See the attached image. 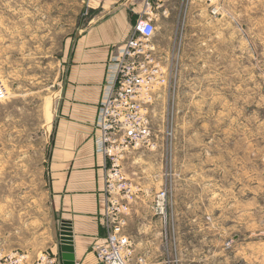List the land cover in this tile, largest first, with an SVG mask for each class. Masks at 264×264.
I'll return each instance as SVG.
<instances>
[{
  "label": "rangeland",
  "instance_id": "rangeland-1",
  "mask_svg": "<svg viewBox=\"0 0 264 264\" xmlns=\"http://www.w3.org/2000/svg\"><path fill=\"white\" fill-rule=\"evenodd\" d=\"M197 1L212 19L180 28L216 32L155 35L168 81L152 91L150 144L124 161L129 211L116 217L145 264L162 251L167 264H264V0ZM96 14L88 0H0V259H28L2 241L45 240L55 220L54 121L73 41Z\"/></svg>",
  "mask_w": 264,
  "mask_h": 264
},
{
  "label": "crops",
  "instance_id": "crops-1",
  "mask_svg": "<svg viewBox=\"0 0 264 264\" xmlns=\"http://www.w3.org/2000/svg\"><path fill=\"white\" fill-rule=\"evenodd\" d=\"M88 3L97 9V14L73 41L50 144L48 165L55 220L45 240L39 235L26 238L18 229L13 238L2 241L5 251L26 252L28 264L43 253L54 257V264H65L59 238L63 221L71 225L75 264H100L93 245L107 236L110 224L104 194L107 160L96 151V118L111 56L132 35L137 20L149 13L155 22V35L164 39L198 33L200 37H213L216 32L213 26L180 28L183 21L208 24L212 19L209 13L196 12L204 6L197 0H88ZM152 209L156 211L154 206ZM22 232L26 233V229ZM148 264H167L163 251L155 262Z\"/></svg>",
  "mask_w": 264,
  "mask_h": 264
},
{
  "label": "built area",
  "instance_id": "built-area-1",
  "mask_svg": "<svg viewBox=\"0 0 264 264\" xmlns=\"http://www.w3.org/2000/svg\"><path fill=\"white\" fill-rule=\"evenodd\" d=\"M155 22L149 13L140 17L132 35L112 54L108 65L107 82L99 103L96 118V151L107 165L104 175L106 215L110 224L107 236L93 245L100 264H145L138 256L125 230V219L116 215L129 211L131 188L124 172V161L131 149L150 144L149 106L155 87L166 86V66L161 61L154 42ZM9 97L0 78V103ZM167 191L158 195L157 211L166 213ZM55 258L42 254L32 264H54ZM0 264H28L25 254H9Z\"/></svg>",
  "mask_w": 264,
  "mask_h": 264
},
{
  "label": "water",
  "instance_id": "water-1",
  "mask_svg": "<svg viewBox=\"0 0 264 264\" xmlns=\"http://www.w3.org/2000/svg\"><path fill=\"white\" fill-rule=\"evenodd\" d=\"M59 238L61 240L62 256L65 264H75V255L73 247V239L71 225L68 221H63L60 227Z\"/></svg>",
  "mask_w": 264,
  "mask_h": 264
}]
</instances>
